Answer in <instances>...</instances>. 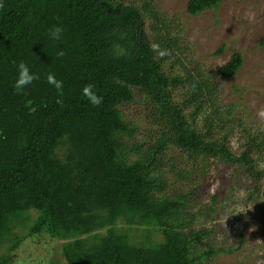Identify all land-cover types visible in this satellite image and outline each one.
<instances>
[{
    "label": "trees",
    "instance_id": "trees-1",
    "mask_svg": "<svg viewBox=\"0 0 264 264\" xmlns=\"http://www.w3.org/2000/svg\"><path fill=\"white\" fill-rule=\"evenodd\" d=\"M0 2V243L9 245L0 264L23 237L36 235L61 241L63 264H212L225 251L212 246L213 228L197 227L193 199L210 168L219 174L221 165L230 179L249 181V201L262 200L264 128L249 127L238 104L220 99L199 62L174 73L188 47L149 1ZM222 2L188 0L187 12L199 16ZM54 25L65 29L58 42L49 39ZM154 44L170 54L159 57ZM60 50L65 55L57 59ZM21 61L40 79L16 94ZM242 66L234 53L216 76L232 78ZM49 72L64 82L62 106L46 82ZM87 84L103 97L101 106L82 96ZM128 104L145 108V140L139 122L125 116ZM173 150L191 161L174 181L164 169ZM183 181L190 191L173 193ZM211 199L205 218L214 221L230 196ZM19 227L25 236L14 232Z\"/></svg>",
    "mask_w": 264,
    "mask_h": 264
},
{
    "label": "rangeland",
    "instance_id": "rangeland-1",
    "mask_svg": "<svg viewBox=\"0 0 264 264\" xmlns=\"http://www.w3.org/2000/svg\"><path fill=\"white\" fill-rule=\"evenodd\" d=\"M122 1L139 7L149 1L169 18L173 31H182L188 49L186 57L180 58L181 63L172 65L175 74H180L185 65L192 69L199 62L213 76L220 99L225 104H238L237 115L246 116L249 127L264 128V119L257 114L258 109L264 107V0H223L218 9L205 11L199 16L188 14V0ZM149 25L150 22L147 23L148 28ZM221 47L224 51L216 54ZM234 53H241L243 57V66L238 74L232 78L217 77L218 70L230 61ZM173 60L175 58L166 63L168 69ZM176 95L181 97V94ZM122 109L126 118L139 122L141 129L138 137L145 140L150 129L149 120L140 116L145 114V108L128 104ZM173 152H168V157L173 160L164 168L172 181L180 177L181 171L189 169L191 162L186 160L185 154L179 157L178 151ZM174 162L178 165L173 168ZM210 170L201 185L202 195L193 196L191 211L198 215V228L205 226L214 229L212 246L225 251L212 258V264H264V190L261 191L262 200L249 201L247 197L252 189L249 181L242 177L230 179L229 170L221 165L218 166L219 174L214 167ZM231 180L236 185L234 190L230 188ZM197 183L198 177L195 180ZM191 188L188 181H183L177 182L171 191L184 193ZM214 194L220 196L221 200L226 195L230 196L225 208L227 212L219 206L217 220L212 221L209 217L206 220L205 216H212L207 210L212 206L211 196ZM32 215L36 216V213ZM246 223L249 227L242 235ZM19 228L14 232L25 236L27 231ZM240 243L242 245L238 249ZM61 245V241L44 235L23 237L19 248L10 254L8 264H56V260L63 264L64 258L59 255ZM8 247L6 242L0 243V258L8 253Z\"/></svg>",
    "mask_w": 264,
    "mask_h": 264
},
{
    "label": "clouds",
    "instance_id": "clouds-1",
    "mask_svg": "<svg viewBox=\"0 0 264 264\" xmlns=\"http://www.w3.org/2000/svg\"><path fill=\"white\" fill-rule=\"evenodd\" d=\"M4 8V4L0 2V9ZM65 29L61 25H54L49 29V39L52 42H58L63 38ZM152 50L161 58L170 53L166 49H161L159 45H152ZM65 52L60 50L56 54V58H63ZM40 77L38 74H34L27 63L21 61L18 65V76L13 85L14 91L16 94H24L25 89L28 85L32 84L34 81L39 80ZM46 82L52 86L57 94L56 103L61 106L64 103L63 97L65 95L64 92V82L62 80L57 79L55 73L49 72L46 74ZM82 96L87 99V101L94 107H99L103 103V97L99 95L98 91L95 89L94 84H87L82 88ZM258 116L261 119H264V107L258 109Z\"/></svg>",
    "mask_w": 264,
    "mask_h": 264
}]
</instances>
